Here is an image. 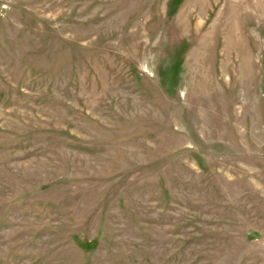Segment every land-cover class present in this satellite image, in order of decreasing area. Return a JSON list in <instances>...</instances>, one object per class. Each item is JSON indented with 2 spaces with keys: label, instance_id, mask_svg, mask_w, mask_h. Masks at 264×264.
Listing matches in <instances>:
<instances>
[{
  "label": "rangeland",
  "instance_id": "obj_1",
  "mask_svg": "<svg viewBox=\"0 0 264 264\" xmlns=\"http://www.w3.org/2000/svg\"><path fill=\"white\" fill-rule=\"evenodd\" d=\"M0 264H264V0H0Z\"/></svg>",
  "mask_w": 264,
  "mask_h": 264
}]
</instances>
